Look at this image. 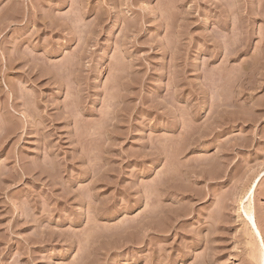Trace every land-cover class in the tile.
Here are the masks:
<instances>
[{"label": "rangeland", "instance_id": "rangeland-1", "mask_svg": "<svg viewBox=\"0 0 264 264\" xmlns=\"http://www.w3.org/2000/svg\"><path fill=\"white\" fill-rule=\"evenodd\" d=\"M0 264H264V0H0Z\"/></svg>", "mask_w": 264, "mask_h": 264}, {"label": "bare ground", "instance_id": "bare-ground-1", "mask_svg": "<svg viewBox=\"0 0 264 264\" xmlns=\"http://www.w3.org/2000/svg\"><path fill=\"white\" fill-rule=\"evenodd\" d=\"M254 188H255V185L252 186V188L250 189V191H249L250 194L253 193ZM247 216L253 222L254 226L256 227L255 216H254V212H253V209L252 208H249L248 209Z\"/></svg>", "mask_w": 264, "mask_h": 264}]
</instances>
